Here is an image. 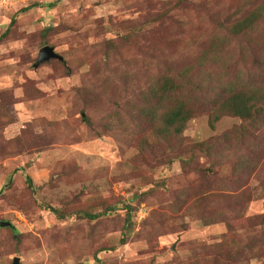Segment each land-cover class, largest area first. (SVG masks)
<instances>
[{
  "label": "rangeland",
  "instance_id": "obj_1",
  "mask_svg": "<svg viewBox=\"0 0 264 264\" xmlns=\"http://www.w3.org/2000/svg\"><path fill=\"white\" fill-rule=\"evenodd\" d=\"M263 1L0 0V264H264V141L200 107L264 87V18L230 31ZM184 71L199 109L165 138L142 101Z\"/></svg>",
  "mask_w": 264,
  "mask_h": 264
},
{
  "label": "trees",
  "instance_id": "obj_2",
  "mask_svg": "<svg viewBox=\"0 0 264 264\" xmlns=\"http://www.w3.org/2000/svg\"><path fill=\"white\" fill-rule=\"evenodd\" d=\"M38 5L39 3L33 4V6ZM25 10L27 8L23 9V11ZM263 18L264 1L246 16L233 22L230 31L237 36L244 35L250 44H257L252 41L251 32L257 31ZM226 42L219 38L216 44L224 45ZM261 43L264 42L259 44ZM190 73L191 71L180 73L178 75L179 83L171 74L165 75L160 82L149 87V96L147 100L142 101L141 114L148 119L154 129H157L156 133L163 134L165 138L181 135L188 121L195 116L199 109L197 100L188 93ZM202 81L199 79V82ZM211 105L214 109L211 117L212 126H215V123L225 114L237 116L243 120V124L235 128L239 139L251 136L255 140L257 139L255 146H260L264 141V87L252 89L242 83H233L229 88L222 89L219 93L210 95L208 92L205 93L200 107L206 108ZM26 179L28 185L33 187L32 178L27 176ZM52 210L58 216H62L56 209L52 208ZM102 215L103 213L99 212L88 216L95 219Z\"/></svg>",
  "mask_w": 264,
  "mask_h": 264
},
{
  "label": "water",
  "instance_id": "obj_3",
  "mask_svg": "<svg viewBox=\"0 0 264 264\" xmlns=\"http://www.w3.org/2000/svg\"><path fill=\"white\" fill-rule=\"evenodd\" d=\"M51 58H58L60 60H63V56L58 54L55 51V48L53 46L46 45V46H44V47H42L40 49L38 61L36 62L35 66H37L40 63H42L44 61H47V60H49ZM0 225L1 226H12V223L10 221H1ZM12 264H21L20 263V258L19 257H15Z\"/></svg>",
  "mask_w": 264,
  "mask_h": 264
}]
</instances>
